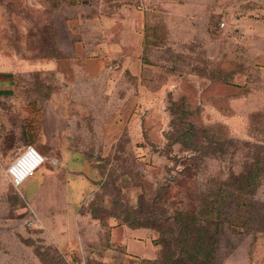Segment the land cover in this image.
Returning <instances> with one entry per match:
<instances>
[{
	"label": "rangeland",
	"instance_id": "rangeland-1",
	"mask_svg": "<svg viewBox=\"0 0 264 264\" xmlns=\"http://www.w3.org/2000/svg\"><path fill=\"white\" fill-rule=\"evenodd\" d=\"M64 1L0 0L17 91L0 102V264H164L157 232L264 155V0H92L87 56ZM30 137L45 161L16 188ZM226 237L222 264H264V227Z\"/></svg>",
	"mask_w": 264,
	"mask_h": 264
},
{
	"label": "trees",
	"instance_id": "trees-1",
	"mask_svg": "<svg viewBox=\"0 0 264 264\" xmlns=\"http://www.w3.org/2000/svg\"><path fill=\"white\" fill-rule=\"evenodd\" d=\"M177 131V135H183L177 138L185 144L193 142V135L191 137L188 130L178 127ZM33 140L28 138L29 143L24 147L30 142L34 145ZM260 155L255 156L247 169L232 173L225 183L222 181L216 190L199 199L200 204L179 209L173 218V226L157 232L158 239L153 242L156 246L162 245L164 264H222L217 254L222 243L228 244L227 231L241 233L264 227V203L255 198L264 178V155ZM132 223L134 228L157 230L153 224Z\"/></svg>",
	"mask_w": 264,
	"mask_h": 264
},
{
	"label": "crops",
	"instance_id": "crops-1",
	"mask_svg": "<svg viewBox=\"0 0 264 264\" xmlns=\"http://www.w3.org/2000/svg\"><path fill=\"white\" fill-rule=\"evenodd\" d=\"M56 2L57 7H59L60 2H65L64 0H53ZM69 5H71L72 7L76 8V11L74 12V16L77 18H74L75 20H71L68 19L66 20L65 24H66V28L67 30H64L63 34H67V33H78L80 34L79 36H81L82 41L85 44V49L83 48L82 54L84 56L88 55V45L91 42V40L94 38V36H96L95 34H97L99 32V34H101L102 32L100 31V23L97 20H93L96 19L97 14L96 12V8L94 7V3H92V0H68L67 2ZM53 7H51L52 9V16H53V22L51 24L52 29L51 31L53 32V37L55 38L54 40H57V36L60 35L62 33L60 29V27L57 25L56 21H55V12H59L58 10L60 9H56L55 4H52ZM55 7V9H54ZM84 9H87L88 13L86 14L87 18L84 19H79L78 17V11L79 12H83ZM81 12V13H82ZM93 12V13H92ZM73 15V14H72ZM76 23V27H78V31L74 30L73 25ZM61 28H65L64 26H61ZM66 31V32H65ZM105 36H107L106 33H104ZM102 36V35H101ZM71 40H76V41H80V39L78 37H75V35L73 34V37L71 38ZM87 46V49H86ZM36 68V69H35ZM39 68V69H38ZM53 70H55V67L52 66L51 67ZM41 69V70H40ZM6 68L4 70H0V102L2 101V99H6V98H12L16 95L17 91L15 89V81L13 80V76L10 75V73H7V71H5ZM31 70V69H30ZM32 70L35 71H42V63L40 67H34ZM55 72V71H54ZM46 138V136H45ZM39 142L41 145L43 144V140ZM55 174V173H54ZM83 179L79 180L77 183H75L72 187H71V191L74 194V199L76 201H81L82 199H80L79 197L81 196L84 197L85 195L89 194V189L86 188L85 190L80 189V185L82 183Z\"/></svg>",
	"mask_w": 264,
	"mask_h": 264
},
{
	"label": "built area",
	"instance_id": "built-area-1",
	"mask_svg": "<svg viewBox=\"0 0 264 264\" xmlns=\"http://www.w3.org/2000/svg\"><path fill=\"white\" fill-rule=\"evenodd\" d=\"M146 0H139L141 4ZM45 161L43 153L34 145L24 147L10 162L8 175L12 184L19 188Z\"/></svg>",
	"mask_w": 264,
	"mask_h": 264
}]
</instances>
